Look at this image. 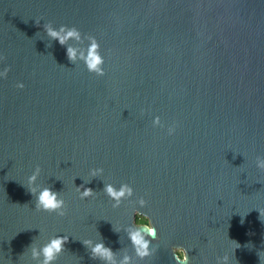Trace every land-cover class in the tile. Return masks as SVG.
Here are the masks:
<instances>
[{
	"label": "water",
	"instance_id": "95a60500",
	"mask_svg": "<svg viewBox=\"0 0 264 264\" xmlns=\"http://www.w3.org/2000/svg\"><path fill=\"white\" fill-rule=\"evenodd\" d=\"M48 22L80 36L61 45ZM93 38L104 75L81 58ZM0 58V264H41L56 235L52 264H110L84 243L101 240L111 264H177L175 246L188 264H264V0H0ZM28 187L60 191L67 214Z\"/></svg>",
	"mask_w": 264,
	"mask_h": 264
},
{
	"label": "clouds",
	"instance_id": "9594fccd",
	"mask_svg": "<svg viewBox=\"0 0 264 264\" xmlns=\"http://www.w3.org/2000/svg\"><path fill=\"white\" fill-rule=\"evenodd\" d=\"M46 33L49 37L54 40H59L61 45H64L66 41L70 38L76 37L79 38L80 32L75 27H69L68 25H61L59 28L54 27L51 22H48L44 25ZM100 44L98 41L93 38L92 44L89 45L86 54H81V58L84 59L85 64L89 72H95L98 75H104V63L105 59L103 54L100 51ZM67 57L70 62H74L77 57V50L75 48L69 47L67 49ZM4 59V58H0ZM9 68H5L2 72H0V77H7ZM25 85L21 82L17 84L18 88H23ZM159 118H156V123H158ZM175 129L170 130V134L174 132ZM258 167L264 169V158L258 159ZM37 172L34 173L30 180L34 183L36 179ZM101 170H93L92 175L96 176L98 172ZM90 183V182H89ZM78 191L80 192V198L85 199L94 195L95 190L91 187H85L83 184L77 186ZM29 192L35 196V209L39 211H44L48 213H58L61 217L67 214L66 202L61 197L60 191L53 190L52 187H44L39 191V194H36V190L33 187L27 188ZM103 191H105L110 197L115 199L117 202L121 200L125 195H131L132 188L125 184L121 185L119 189H117L114 185L106 184ZM142 204L144 201L141 202ZM143 207L137 209L134 213L133 225L135 227V231L130 233V239L137 250V254L141 257H145L150 255V245L152 243V239L157 236V226L154 221L146 214H142ZM145 237H149L152 239H145ZM69 237L67 235H56L53 237L47 244H45L40 249H32V254L34 258H38L39 256H43V260L41 264H52L53 261L57 260L59 254L65 250V245L68 242ZM86 245L91 246L92 258L95 259L99 257L100 259L109 261L110 264L114 258V252L110 247H107L103 240L98 243L92 244L91 241H84ZM31 247V246H30ZM174 256L177 264H188L189 255L188 251L181 248L179 250H174ZM122 264H128V258L125 257Z\"/></svg>",
	"mask_w": 264,
	"mask_h": 264
},
{
	"label": "flooded vegetation",
	"instance_id": "af4514ba",
	"mask_svg": "<svg viewBox=\"0 0 264 264\" xmlns=\"http://www.w3.org/2000/svg\"><path fill=\"white\" fill-rule=\"evenodd\" d=\"M182 247H179V248H177L176 246L174 247V250H179V249H181Z\"/></svg>",
	"mask_w": 264,
	"mask_h": 264
}]
</instances>
